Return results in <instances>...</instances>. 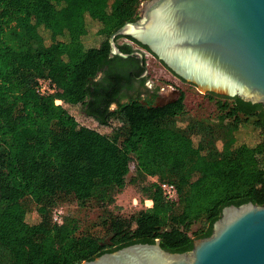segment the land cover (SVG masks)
Returning a JSON list of instances; mask_svg holds the SVG:
<instances>
[{
    "label": "trees",
    "instance_id": "trees-1",
    "mask_svg": "<svg viewBox=\"0 0 264 264\" xmlns=\"http://www.w3.org/2000/svg\"><path fill=\"white\" fill-rule=\"evenodd\" d=\"M141 1L0 0V264H80L154 240L184 252L193 238L210 233L223 206L264 205L260 104L208 92L215 113L195 117L186 112L182 92L161 105L119 93L142 68L134 56L109 55L107 40L137 17ZM88 36L91 45L83 41ZM116 45L132 50L128 42ZM130 63L135 73L123 71ZM37 78L57 91L38 94ZM69 106L94 124L77 123ZM241 129L253 141L239 140ZM130 163L126 182L149 207L129 215L105 211L97 224L102 236L78 233L71 215L52 221L60 203H111ZM160 182L173 184L174 200L164 199ZM26 199L38 216L34 223L25 221Z\"/></svg>",
    "mask_w": 264,
    "mask_h": 264
},
{
    "label": "water",
    "instance_id": "water-1",
    "mask_svg": "<svg viewBox=\"0 0 264 264\" xmlns=\"http://www.w3.org/2000/svg\"><path fill=\"white\" fill-rule=\"evenodd\" d=\"M117 36L143 45L171 73L200 93L260 104L264 113V0H143L138 15L108 36L109 55L121 52ZM143 70V73H145ZM80 264H264V205H226L207 236L184 252L133 243Z\"/></svg>",
    "mask_w": 264,
    "mask_h": 264
},
{
    "label": "rangeland",
    "instance_id": "rangeland-1",
    "mask_svg": "<svg viewBox=\"0 0 264 264\" xmlns=\"http://www.w3.org/2000/svg\"><path fill=\"white\" fill-rule=\"evenodd\" d=\"M140 3L138 5V8ZM137 8V15H138ZM90 32L95 29V24L89 23ZM93 38L87 37L84 39L86 45L93 44ZM118 44L122 42H128L132 49H138L139 46L133 44L124 38H119L116 41ZM143 60L144 65L147 70L146 82L150 84V89L141 93L138 98L140 101L144 97L152 98V103L154 105H161L168 101L175 99L179 92L184 95V106L188 115L195 117H207L212 116L215 113L214 98L208 97V92L200 93L196 88L176 76H174L169 70H167L152 54L143 50ZM154 94V95H153ZM114 106L110 105V109ZM67 111L74 117L79 124L93 125L94 122L90 121L89 118L83 116L78 112L77 107L69 106L66 107ZM114 123L111 122V126ZM100 131L107 132L108 128H99ZM253 133L249 129H241L238 134V139L246 142L253 141ZM132 163L129 164V172L124 176V185L119 190L113 194V201L106 204L104 207L93 206V207H78L72 202H65L58 204V208L61 210L63 215L74 216L78 223V233L90 232L102 236L101 228L98 224L99 217L105 213V211H110L112 213H118L122 215H129L131 212L138 210L142 207H149L151 203L145 202L144 198L136 191L133 185L128 184L126 181L132 175ZM147 180L153 181L154 178H148ZM23 202L28 206V211L25 215V221L28 223H34L38 220V216L34 210V206L28 201V199L23 200Z\"/></svg>",
    "mask_w": 264,
    "mask_h": 264
},
{
    "label": "flooded vegetation",
    "instance_id": "flooded-vegetation-1",
    "mask_svg": "<svg viewBox=\"0 0 264 264\" xmlns=\"http://www.w3.org/2000/svg\"><path fill=\"white\" fill-rule=\"evenodd\" d=\"M139 46L138 49L143 53V50H146L147 52H149L147 50V48L141 47L143 45H137ZM150 53V52H149ZM151 54V53H150ZM144 57V54H143ZM136 58V57H135ZM137 59V58H136ZM138 60V59H137ZM160 62V61H159ZM161 63V62H160ZM162 64V63H161ZM138 65L142 68V71L136 75H133L131 79L128 80V82H126L124 85H122L119 88V93L123 94V96L125 95V97H127L128 95H140L141 93H144L146 90L150 89V84H148L146 82V75H147V70H145V73H143V70L146 69L145 65H144V60H143V64L140 65L138 63ZM163 65V64H162ZM164 66V65H163ZM165 67V66H164ZM125 69H123V71H126L128 73H135L137 71V69L135 68L134 64L130 63L127 64L125 67ZM166 68V67H165ZM167 69V68H166ZM168 70V69H167ZM173 74V73H172ZM174 75V74H173ZM102 76V71L98 73L97 75V79L101 78ZM175 76V75H174ZM177 77V76H176ZM178 78V77H177ZM180 79V78H179ZM110 105L114 106V103H111Z\"/></svg>",
    "mask_w": 264,
    "mask_h": 264
},
{
    "label": "built area",
    "instance_id": "built-area-1",
    "mask_svg": "<svg viewBox=\"0 0 264 264\" xmlns=\"http://www.w3.org/2000/svg\"><path fill=\"white\" fill-rule=\"evenodd\" d=\"M141 3V2H140ZM35 91L38 94L45 95V94H52L57 91L55 86L45 78H37L35 84ZM60 100L55 99L54 104H59ZM158 186L162 192L164 199L170 201L176 198V192L173 184L169 182H160ZM148 207V206H147ZM60 214L61 210L59 208H55L52 211L51 219L53 222L59 223L60 222Z\"/></svg>",
    "mask_w": 264,
    "mask_h": 264
},
{
    "label": "crops",
    "instance_id": "crops-1",
    "mask_svg": "<svg viewBox=\"0 0 264 264\" xmlns=\"http://www.w3.org/2000/svg\"><path fill=\"white\" fill-rule=\"evenodd\" d=\"M144 201H145V202H149V203H151L150 200H148V199H145Z\"/></svg>",
    "mask_w": 264,
    "mask_h": 264
}]
</instances>
